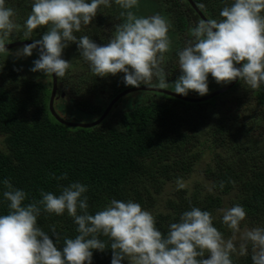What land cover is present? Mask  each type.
<instances>
[{"label": "trees", "instance_id": "16d2710c", "mask_svg": "<svg viewBox=\"0 0 264 264\" xmlns=\"http://www.w3.org/2000/svg\"><path fill=\"white\" fill-rule=\"evenodd\" d=\"M193 1L210 2L215 8L226 2ZM32 3L6 0V5L17 11L16 22L21 26ZM160 3L176 10L179 32L185 35L190 27L185 14L189 3ZM122 11L114 2L111 7L101 6L92 24L76 33L77 38L88 35L98 45H105L115 30L113 22L124 21ZM47 31L46 27L40 28L29 40L42 39ZM16 39L25 40L23 34ZM72 52L81 57L75 43H70L63 54ZM82 64L90 69L87 62ZM31 68L26 61L0 54V215L9 211L10 202L3 196L5 179L28 194L26 205L42 199L41 191L59 195L62 187L80 182L88 187L85 195L89 214L103 210L112 199L133 200L152 212L157 227L165 234L170 223L179 222L192 207L210 212L214 226L225 238L232 233L222 223L218 209L240 204L247 212L241 229L245 225L264 226V84L240 94L236 92L240 83L236 84L219 96L221 100L232 94L230 105H219L217 98L190 104L161 95L116 111L120 101L114 115L96 127L83 129L66 127L51 115L52 78L48 80ZM70 76L67 72L59 78V84H72ZM102 84L107 93L103 98L109 103L131 88L123 73L108 76ZM80 97L71 95L67 99L73 109L96 120L108 106ZM65 173L66 180L53 178ZM177 179L184 181L183 189L177 187ZM38 226L61 250L65 238L78 235V226L67 212L57 216L42 209ZM100 239L110 246L109 238L101 235ZM112 258L111 249L93 250L92 264H112ZM233 260L234 264H252L250 254L233 256Z\"/></svg>", "mask_w": 264, "mask_h": 264}, {"label": "clouds", "instance_id": "9594fccd", "mask_svg": "<svg viewBox=\"0 0 264 264\" xmlns=\"http://www.w3.org/2000/svg\"><path fill=\"white\" fill-rule=\"evenodd\" d=\"M113 2L125 11L111 39L103 46L88 35L78 39L76 33L92 24L101 6L111 7ZM138 6L139 0H33L21 26L16 22L17 11L0 0V54L9 53L6 45L15 32L22 30L29 40L36 30L46 27L42 39L25 45L17 55L31 56L39 48V59L31 71L43 72L48 78L53 74L63 78L72 68L62 55L75 43L95 77L123 73L131 87H172L179 95L196 92L205 96L210 75L218 84L239 79L252 90L264 84V0H232L221 9L219 19L200 20L177 53L183 74L174 84L167 82L163 66L172 48L170 21L158 13L138 16L133 11ZM53 178L66 180L67 174ZM2 183L3 196L10 203L8 213L0 215V264H92L93 250L107 249L112 251V264L125 260L128 264H234L233 256L249 254L252 264H264V226L241 229L247 212L240 204L217 210L231 230L227 239L214 226L213 215L198 207L170 223L165 234L152 212L133 200L112 199L103 210L89 214L88 187L80 182L62 187L59 195L41 191L42 199L27 205L25 191L14 188L10 180ZM176 184L179 189L185 187L182 179ZM42 209L57 216L67 212L78 226V235L65 238L62 250L38 226ZM101 235L109 238L110 246Z\"/></svg>", "mask_w": 264, "mask_h": 264}, {"label": "rangeland", "instance_id": "374dc122", "mask_svg": "<svg viewBox=\"0 0 264 264\" xmlns=\"http://www.w3.org/2000/svg\"><path fill=\"white\" fill-rule=\"evenodd\" d=\"M226 2L224 3H220L217 8L218 11L217 12V17H219V13L221 11V9L226 6L227 4H230L232 2V0H225ZM161 0H139V6L136 9H133V11L138 15V16H152L155 14H160L164 17H166L171 24V28L169 31V37L172 41V48L171 51L168 52L165 55V62H164V67L166 68L165 71L168 74L167 75V82L169 84H174L175 81L177 79H179V77L181 76L182 72L179 70V64H178V56L177 53L179 50H181L184 46H185V42L187 41V38L191 37V30L196 26V24L198 23V20L196 19H192L190 21V32H188V35L185 34L183 35V37H185V39L181 40L179 37V34H181V32H177L178 30L180 31V27H178L177 22H178V17L179 15L177 14L175 9H172L170 6L166 5V4H162L160 3ZM208 3V4H207ZM206 5L208 6V8H204L205 13L207 12L206 9L209 10V12L211 13H215V11H211L213 8V6H216L213 3L207 2ZM169 8H167V7ZM120 9H122L120 6H118ZM171 8V10H169ZM110 13V12H109ZM207 19L210 20L211 18L207 16ZM117 25V22L114 21L112 24V29L115 28V26ZM22 30L20 32H15L13 34V36L10 39V42L13 41H17L16 38H19L23 33H21ZM20 40V39H18ZM33 40V39H32ZM23 47H19V48H15L12 50H8L9 53H4L5 55H7L8 57H10V59L13 60H22V61H26V63L30 64V67H33L34 64L33 62L37 59H39L40 56V52L37 49L33 50V53L31 56H18L17 53L19 50H21ZM75 53H65L62 55V59L68 61L69 63H72V68L68 71L71 74V79L73 80V83L68 84V86L63 87L66 91L62 92V99H60L58 102L55 103V110L57 111V109L61 110V107H64V112H58V114L63 118L66 119L68 121H79L81 123H90L95 121L96 119L90 118L88 116H86L83 113H80L79 111H76L75 109H73V105H71L69 103V100L67 99V97L71 98V95L76 98L77 96H81L80 100H84V99H93L95 102H97L98 104H102V105H109V101H105L103 96H106L107 93L103 92V85L102 81L103 79H106L107 77H95L92 73L91 70L88 68L87 66H83L82 61L83 59L79 56H77ZM175 67H177L176 69L172 68L173 65ZM39 73L41 76H45L46 79H50L46 76V74H44L43 72H37ZM52 81V79H51ZM209 93L205 96H200L198 93L196 92H189V94L187 95V97H191V98H203V97H207L211 94H213L215 91L221 89L219 88V84L215 81V79L213 77H211V75L209 76ZM229 85V84H228ZM53 86V83H52ZM149 86H153V85H149ZM133 88V87H131ZM224 88V87H222ZM95 90V91H94ZM164 90H168L173 92V88L169 87L167 89ZM243 91L244 93L247 92H251L252 89L248 88V86L246 84H244L243 81L240 82L238 89L236 90L237 94H240V92ZM145 92H136V93H132L128 96H126L125 98H123L122 100H120L122 103L118 106V108L116 109V111H125V109L130 108L134 105V101H136V97H140L142 96V94L144 96L140 97V101L142 102H148L149 100L151 101L152 99L157 98V96H161V94H158L157 96H153V95H148L147 97L145 95H147ZM50 97H51V93H50ZM232 94L231 95H227L225 97H220L217 98V103L219 105H225V102L227 105H230L232 102ZM119 101V102H120ZM149 101V102H150ZM118 102V103H119ZM139 103V102H138ZM229 238V237H227ZM226 238V239H227ZM128 264V262L126 263Z\"/></svg>", "mask_w": 264, "mask_h": 264}, {"label": "water", "instance_id": "95a60500", "mask_svg": "<svg viewBox=\"0 0 264 264\" xmlns=\"http://www.w3.org/2000/svg\"><path fill=\"white\" fill-rule=\"evenodd\" d=\"M188 3L190 4V6L192 7L193 11L198 12V14L201 16L202 19L207 20L203 14L200 12V10L198 9V7L196 6V4L194 3L193 0H187ZM34 41L31 40H18V41H13L10 42L9 44L6 45L7 50H12L15 48H19V47H24L25 45L28 44H32ZM39 52L40 49L36 48ZM238 67H241V65H238ZM59 78L55 76V74H53L52 76V83H53V88H52V94L50 97V102H49V108H50V112L51 115L62 125L66 126V127H71V128H83V129H91L93 127L98 126L99 124H101L113 111L114 107L117 105V103L122 100L123 98H125L126 96L132 94V93H136V92H145L148 95H153V96H157L158 94L161 95H165L167 97L170 98H174L177 99L179 101L182 102H186V103H190V104H200V103H204V102H208L211 101L213 99L218 98L219 96L227 93L228 91H230L239 81V79H237L236 81L230 83L229 85L225 86L224 88H221L217 91H215L213 94L207 96V97H203V98H191V97H187V96H183V95H179L176 94L174 92L168 91V90H164V89H157L154 86H147V85H143V86H139V87H133V88H129L123 92H121L119 95H117L114 99H112V101L109 103V105L107 106V108L105 109V111L103 112V114L95 121L90 122V123H81V122H73V121H68L63 119L55 110L54 104L55 101L59 98V96L57 95L58 92V86H59ZM150 101V100H149ZM148 101V102H149Z\"/></svg>", "mask_w": 264, "mask_h": 264}, {"label": "flooded vegetation", "instance_id": "af4514ba", "mask_svg": "<svg viewBox=\"0 0 264 264\" xmlns=\"http://www.w3.org/2000/svg\"><path fill=\"white\" fill-rule=\"evenodd\" d=\"M187 1V0H186ZM182 2H183V0H182ZM185 2V1H184ZM188 2V1H187ZM195 3V2H194ZM196 4V6L198 7V9L200 10V12L203 14V16L207 19V16L208 17H210L211 19H219L218 17H217V12H219L218 11V8H215L214 6L212 7L213 9L211 10V11H215V13H211V12H209V10L208 9H206L207 10V12L205 13V15H204V13H203V11H204V8H208V6L206 5V2H202V3H200V4H197V3H195ZM220 4V3H219ZM185 5V4H184ZM187 6H189V7H187L188 9H187V11H186V18L188 19V24L190 25V21L192 20V19H196V20H198V22L200 21V20H204V19H202L201 18V16L198 14V12H196V11H193V9H192V7L190 6V4L189 5H187ZM215 8V9H214ZM208 20V19H207ZM190 27H191V25H190ZM190 27H189V29H188V32H190ZM182 31V30H181ZM177 32H179V30L177 31ZM188 32L186 33L187 35H188ZM179 37H180V39H182V37H183V35L182 34H179ZM191 39V37L190 38H187V41L188 40H190ZM186 41V42H187ZM185 42V43H186ZM173 65V64H172ZM237 67H238V65H237ZM241 67H242V65H241ZM172 68V70L173 69H176L177 67H175L174 65H173V67H171ZM183 74V73H182ZM181 74V75H182ZM59 78V77H58ZM241 81L239 80L238 81V83H237V85L240 83ZM60 85V84H59ZM228 84H219V88H222V87H225V86H227ZM52 88H53V86H52ZM62 92H63V89H62V87H61V85L60 86H58V92H57V95L59 96V98L56 100V102H58L60 99H62L61 97H62ZM145 94V93H144ZM142 96H144L143 94H142ZM142 96H140V97H142ZM146 97H147V95H145ZM140 97H136L137 99H136V101H134V105L133 106H135V105H137L138 104V102L140 103L141 101H140ZM142 102H145V101H143L142 100ZM117 107V105L114 107V109ZM114 109H113V111L111 112V115H114L113 113H114ZM117 109V108H116ZM65 110H64V107H61V110L60 109H57V112H64ZM66 120V119H65Z\"/></svg>", "mask_w": 264, "mask_h": 264}, {"label": "crops", "instance_id": "0c3cea01", "mask_svg": "<svg viewBox=\"0 0 264 264\" xmlns=\"http://www.w3.org/2000/svg\"><path fill=\"white\" fill-rule=\"evenodd\" d=\"M18 41V40H17ZM32 41V40H31Z\"/></svg>", "mask_w": 264, "mask_h": 264}]
</instances>
